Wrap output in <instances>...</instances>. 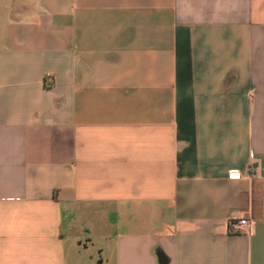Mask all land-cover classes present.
Segmentation results:
<instances>
[{
    "label": "crops",
    "instance_id": "1",
    "mask_svg": "<svg viewBox=\"0 0 264 264\" xmlns=\"http://www.w3.org/2000/svg\"><path fill=\"white\" fill-rule=\"evenodd\" d=\"M160 253L264 264V0H0V264Z\"/></svg>",
    "mask_w": 264,
    "mask_h": 264
},
{
    "label": "built area",
    "instance_id": "2",
    "mask_svg": "<svg viewBox=\"0 0 264 264\" xmlns=\"http://www.w3.org/2000/svg\"><path fill=\"white\" fill-rule=\"evenodd\" d=\"M231 227L232 230L237 233L245 230L248 235H252L254 232V223L250 221L246 216L234 219V221H232Z\"/></svg>",
    "mask_w": 264,
    "mask_h": 264
},
{
    "label": "water",
    "instance_id": "3",
    "mask_svg": "<svg viewBox=\"0 0 264 264\" xmlns=\"http://www.w3.org/2000/svg\"><path fill=\"white\" fill-rule=\"evenodd\" d=\"M159 258H160L161 263L165 264L167 262L166 258L161 253L159 254Z\"/></svg>",
    "mask_w": 264,
    "mask_h": 264
}]
</instances>
